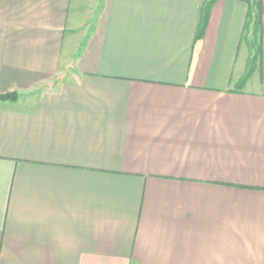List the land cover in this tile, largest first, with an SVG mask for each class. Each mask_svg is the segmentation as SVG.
<instances>
[{"label":"crops","instance_id":"crops-1","mask_svg":"<svg viewBox=\"0 0 264 264\" xmlns=\"http://www.w3.org/2000/svg\"><path fill=\"white\" fill-rule=\"evenodd\" d=\"M208 1L0 0V264H264V0Z\"/></svg>","mask_w":264,"mask_h":264},{"label":"trees","instance_id":"trees-1","mask_svg":"<svg viewBox=\"0 0 264 264\" xmlns=\"http://www.w3.org/2000/svg\"><path fill=\"white\" fill-rule=\"evenodd\" d=\"M206 6L208 7L209 4L211 3V0L208 2H205ZM206 6L205 9L203 8L202 5V13H200V18L198 20L197 28H196V36H200L201 33L203 32V29L206 24L207 20V11H206ZM252 26L253 31L252 35L256 36V38L259 37V26H260V3L259 0H252L249 5V10H248V15H247V20H246V27Z\"/></svg>","mask_w":264,"mask_h":264}]
</instances>
